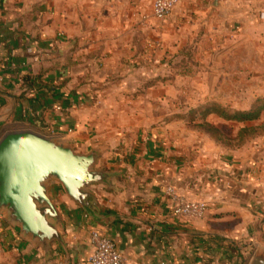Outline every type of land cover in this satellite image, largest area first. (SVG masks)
<instances>
[{"label":"crops","instance_id":"0c3cea01","mask_svg":"<svg viewBox=\"0 0 264 264\" xmlns=\"http://www.w3.org/2000/svg\"><path fill=\"white\" fill-rule=\"evenodd\" d=\"M82 1L90 12L79 20L54 0L50 6L0 0V138L31 131L55 137L79 154L97 150L94 168L118 176L109 187H89L100 207L98 221L60 184L50 183L49 196L65 224L67 255L52 245L47 259L0 214L1 264H88L92 231L115 243L124 264H248L264 248V177L251 176L259 167L231 162L229 150L210 139L185 159L165 140L159 122L168 115L158 119L145 111L168 102L169 85L155 80L154 65L159 58L164 66L181 47L171 34L199 4L180 0L159 30L137 22L128 43L123 32L106 35L108 15L102 13L114 6V21L129 22L121 11L123 0ZM65 3L70 7L69 0ZM33 5H39L34 14ZM154 35L161 36V50L145 48L144 41ZM130 57L134 64H126ZM143 72L138 83L127 80ZM167 185L204 201L205 215L172 216L163 194Z\"/></svg>","mask_w":264,"mask_h":264},{"label":"rangeland","instance_id":"374dc122","mask_svg":"<svg viewBox=\"0 0 264 264\" xmlns=\"http://www.w3.org/2000/svg\"><path fill=\"white\" fill-rule=\"evenodd\" d=\"M24 1L31 4L47 1L49 6L51 2ZM66 1L54 0L60 10L73 13L79 20L90 12L83 7L82 0H69L70 7H66ZM153 1L123 0L121 11L123 17L128 15L129 22L124 21L122 26L114 21V6L102 10L108 15L106 35L123 32L124 39L133 43V29L137 22L159 30L164 21L152 18L143 21L141 18L150 13ZM213 1L194 0L199 4L198 8L182 20L180 29L173 30L171 36L177 44H182L181 47L166 58L164 66L159 58L153 64L155 80H165L169 85V100L165 105L155 103L145 111L158 119L168 115L159 122L160 126L164 127L165 140L171 150L180 151L183 158H193L198 150L196 147L210 139L229 150L231 162H253L255 167L258 166L251 171L252 179L261 174L264 177V112L257 120L236 123L222 119L214 111L219 108L226 114H232L252 110L264 102V0H217L216 5ZM38 8L39 5H33L30 11L34 14ZM160 39L161 36L154 35L149 38L151 43L144 41L146 47H143L161 50ZM130 58L126 59V64H134ZM147 62L145 59L143 64ZM131 76L127 78L130 84L138 83L137 79L145 76V72L132 73ZM117 78L124 81L122 77ZM140 106L141 110L146 107ZM205 124L218 130L227 141L216 140L213 133L206 130ZM242 242L241 246L244 245Z\"/></svg>","mask_w":264,"mask_h":264},{"label":"water","instance_id":"95a60500","mask_svg":"<svg viewBox=\"0 0 264 264\" xmlns=\"http://www.w3.org/2000/svg\"><path fill=\"white\" fill-rule=\"evenodd\" d=\"M98 157L97 150L79 154L55 137L31 131L7 132L0 138V214L47 259L52 245L67 255L65 224L49 196L50 183L60 184L89 218L100 220V207L89 187H109L118 174L95 169ZM248 264H264V248L257 249Z\"/></svg>","mask_w":264,"mask_h":264},{"label":"built area","instance_id":"2783aa9c","mask_svg":"<svg viewBox=\"0 0 264 264\" xmlns=\"http://www.w3.org/2000/svg\"><path fill=\"white\" fill-rule=\"evenodd\" d=\"M180 0H154L150 13L142 15V20L150 18L157 21L167 20L178 6ZM59 34L58 37H61ZM164 198L172 216L182 218H202L207 211L204 201L193 200L182 195L174 185H167L164 189ZM91 253L88 264H124V258L116 249L115 243L97 231L90 233ZM159 264H165L160 262Z\"/></svg>","mask_w":264,"mask_h":264},{"label":"trees","instance_id":"16d2710c","mask_svg":"<svg viewBox=\"0 0 264 264\" xmlns=\"http://www.w3.org/2000/svg\"><path fill=\"white\" fill-rule=\"evenodd\" d=\"M216 114H218L219 117H221L224 120L227 121H232L236 123H246V122H251L254 120H257L262 112H264V102H260L258 105L255 106L252 110L248 111H237L233 112L232 114H226L223 110L217 108L214 110ZM204 127H206V130L210 131L213 133L215 136V139H223L222 141H227L221 133L218 132L214 127L205 124ZM220 244V242H219ZM233 244H231L232 246Z\"/></svg>","mask_w":264,"mask_h":264}]
</instances>
